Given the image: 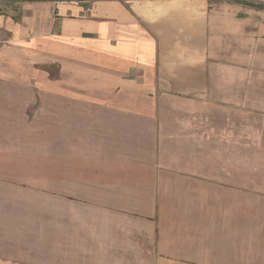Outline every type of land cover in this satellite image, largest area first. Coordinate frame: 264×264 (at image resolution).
Here are the masks:
<instances>
[{"label":"crops","instance_id":"crops-1","mask_svg":"<svg viewBox=\"0 0 264 264\" xmlns=\"http://www.w3.org/2000/svg\"><path fill=\"white\" fill-rule=\"evenodd\" d=\"M0 264H264V0H0Z\"/></svg>","mask_w":264,"mask_h":264},{"label":"trees","instance_id":"trees-1","mask_svg":"<svg viewBox=\"0 0 264 264\" xmlns=\"http://www.w3.org/2000/svg\"><path fill=\"white\" fill-rule=\"evenodd\" d=\"M250 5H252V4H250Z\"/></svg>","mask_w":264,"mask_h":264}]
</instances>
